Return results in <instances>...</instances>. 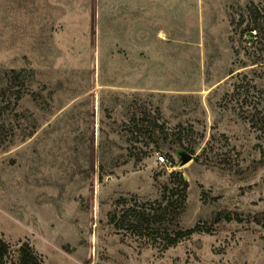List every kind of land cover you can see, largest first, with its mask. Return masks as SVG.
<instances>
[{"label":"rangeland","instance_id":"obj_1","mask_svg":"<svg viewBox=\"0 0 264 264\" xmlns=\"http://www.w3.org/2000/svg\"><path fill=\"white\" fill-rule=\"evenodd\" d=\"M144 206L190 234L108 222ZM0 238L11 264H264V0H0Z\"/></svg>","mask_w":264,"mask_h":264},{"label":"trees","instance_id":"obj_2","mask_svg":"<svg viewBox=\"0 0 264 264\" xmlns=\"http://www.w3.org/2000/svg\"><path fill=\"white\" fill-rule=\"evenodd\" d=\"M249 31H256V27H253L252 29H248ZM259 63V62H258ZM253 64H257V62H254ZM153 127V125H152ZM154 132L157 134L156 126H154L149 133L147 134V138L152 139L153 137L151 136ZM160 134L162 132L159 131ZM158 137V135H157ZM156 137V138H157ZM179 177V184L176 187L171 190L165 189L164 194H163V199L164 195H168L169 198L173 197L174 195L177 196L175 191L178 190V193L182 194V199L180 200V204L183 203L184 201V193L186 190V182L181 179V176L178 174H171V177ZM178 188V189H177ZM178 198V196H177ZM123 201V200H121ZM149 206H144L145 209H131L128 208L126 210L121 211V213L118 215L116 218L115 213H110L107 215L108 222L110 224H114V226H120L124 225L126 222L127 229L133 231L136 230L141 233V231L146 232L148 235H160V236H166L170 235L172 236L170 239L169 245L175 244L178 240L181 239V236L183 234L189 235L191 230H186L182 231L181 228L177 223H174L173 229L169 232L168 229L165 227V222L163 217V213L159 214H154L152 213V209L148 208ZM159 211V212H160ZM14 252H16V264H42V262L38 259V257L32 252V250L27 246V245H21L18 247ZM13 251L11 250L10 246L5 243L1 238H0V264H11L13 263V256H12Z\"/></svg>","mask_w":264,"mask_h":264},{"label":"water","instance_id":"obj_3","mask_svg":"<svg viewBox=\"0 0 264 264\" xmlns=\"http://www.w3.org/2000/svg\"><path fill=\"white\" fill-rule=\"evenodd\" d=\"M252 33H247L246 38L247 40H250ZM191 159V156L186 154H180V164L184 165L186 162H188Z\"/></svg>","mask_w":264,"mask_h":264},{"label":"built area","instance_id":"obj_4","mask_svg":"<svg viewBox=\"0 0 264 264\" xmlns=\"http://www.w3.org/2000/svg\"><path fill=\"white\" fill-rule=\"evenodd\" d=\"M155 161H156V163L159 164V165H165V164H167V159H166V157L163 156V155H157V156L155 157Z\"/></svg>","mask_w":264,"mask_h":264}]
</instances>
